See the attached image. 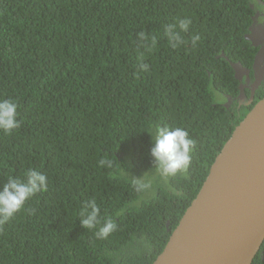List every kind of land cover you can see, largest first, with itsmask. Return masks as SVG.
Instances as JSON below:
<instances>
[{
  "label": "trees",
  "instance_id": "1",
  "mask_svg": "<svg viewBox=\"0 0 264 264\" xmlns=\"http://www.w3.org/2000/svg\"><path fill=\"white\" fill-rule=\"evenodd\" d=\"M141 1L61 0V16L33 30L28 48L4 66L11 78L7 97L17 100L22 123L13 133L0 132V183L13 170L9 157L14 144L40 159L58 160L53 162L54 172L48 173L49 183L53 180L48 191L25 203L15 215L16 225L13 218L0 225L3 239H15L19 264H111L107 253L129 237L145 239L151 250L126 264H151L198 192L214 157L251 108L225 109L215 103V91L237 93L233 69L229 77L204 83L200 90L207 89L198 102L193 106L184 99V112L166 122L186 128L195 141L187 172L171 179L168 187L157 189L138 209L125 211L117 219L119 231L109 239L98 240L92 231L83 229L78 212L85 200L95 197L94 178L102 156L110 155L130 175L139 176V169L150 167L131 163L124 154L140 155L142 144L150 140L145 133L149 130L143 126L154 123L147 119L155 107L141 94L156 76L154 52L138 50L134 40L140 31L156 35L160 20L143 16ZM45 3L39 0V5ZM164 4L176 8L175 17L192 19L199 42L217 36L218 45L246 58L249 66L253 64L257 49L244 37L245 8L239 0H164ZM238 41L246 43L241 56L235 50ZM14 43L20 44V37L0 35V52ZM141 52L147 71H138ZM3 79L0 85L6 84ZM256 95L264 96V82ZM99 171L107 193L98 203L103 212L115 213L134 194L123 177H113L105 168L99 167ZM57 196L58 200L45 209ZM26 216L31 220L26 222ZM168 216L171 221L167 227ZM6 256L2 249L0 258ZM251 264H264V241Z\"/></svg>",
  "mask_w": 264,
  "mask_h": 264
},
{
  "label": "clouds",
  "instance_id": "2",
  "mask_svg": "<svg viewBox=\"0 0 264 264\" xmlns=\"http://www.w3.org/2000/svg\"><path fill=\"white\" fill-rule=\"evenodd\" d=\"M239 1L245 8L242 23L243 33L252 37L254 35L250 30L252 25L264 31V0ZM139 7L144 17H157L160 20L156 35L140 31L136 33L134 40L138 50L150 51L153 49L154 52L156 76L141 91V94L148 99V103L155 107V113L147 119L154 123L143 126L149 130L145 133L149 135L150 140L142 144L140 155L136 158L134 152L124 154L127 155L131 163H147L152 168L150 171L135 176L130 175L125 170V166L114 161L110 155H104L98 160V172L94 178V184L97 187L94 193L95 197L85 200L78 212L80 226L92 231L98 240H107L119 231L117 219L125 211L138 209L141 204L152 198L157 189L168 187L171 179L187 172L191 164L195 141L190 137L186 128L166 124L184 112L186 109L182 108L184 99L190 100L194 106L207 89V87H203L200 90L204 83L229 77L232 69L235 77V63L237 62L246 69L245 73L240 72V79L235 77L237 93L215 91V103L222 104L225 109L233 106L239 108L241 105H251L252 107L260 98L256 93L264 82V79L260 80L258 87L254 90L253 100L247 102L251 92L250 84H253L256 79L252 63L249 66L246 58L230 54L225 48L218 45L216 43L217 36L210 37L205 43L199 42L201 37L191 27L192 19L187 16L175 17L176 8L166 7L164 0H142ZM61 14V0H46L44 6L39 5V0H25L21 3H17L16 0H0V35L14 34L21 39L20 44H11L0 52V59L3 61V65L0 62V78L4 76L2 83H6L0 85V96L4 97L0 98V132L13 133L21 127L22 123L18 118L19 104L17 100L7 97V88L11 78L7 77L4 72L6 62L19 55L21 50L28 48L33 30L58 19ZM255 15L257 16L254 19ZM36 16L37 18L34 20ZM262 36H264V32ZM259 37L260 35L254 40ZM165 40L167 42H164ZM245 45L246 43L243 41L236 43L235 50L240 56ZM257 45L259 46V44ZM262 46H264V41L258 49ZM250 52L248 51V54ZM139 60L138 71H147L148 65L142 62L143 52L140 53ZM181 66L184 67L183 70L180 69ZM253 77L254 81L252 82ZM240 86L242 87L241 92L239 91ZM116 106L119 108L121 103H116ZM222 111L219 109V112ZM135 116L136 114H134ZM53 162H58V160H54L52 157L40 159V156H35L16 144L13 145L9 157V164L13 170L8 172L0 183V225L12 218L16 225L15 215L24 207L25 203L38 193L48 191L49 184L53 182L52 180L49 183L48 177V173L54 172ZM99 167L110 170V175L113 177H123L134 194L132 200L112 214L103 212L101 204L98 203L105 199L107 193ZM57 200L58 196L49 200L44 208L49 209ZM30 220L31 218L26 216V222ZM170 221L171 216H168L167 227ZM2 249L6 251L7 256L0 258V264L20 263L17 261L19 252L14 237L3 239L0 236V251ZM150 250L151 246L145 239L129 237L119 248L108 252L107 256L111 264H121L122 261L126 264L127 261H138L147 256Z\"/></svg>",
  "mask_w": 264,
  "mask_h": 264
},
{
  "label": "water",
  "instance_id": "3",
  "mask_svg": "<svg viewBox=\"0 0 264 264\" xmlns=\"http://www.w3.org/2000/svg\"><path fill=\"white\" fill-rule=\"evenodd\" d=\"M258 29L250 26L253 40L260 35L257 44L264 41V31ZM263 61L264 46L252 66L256 79L247 102L264 79ZM235 70L237 79L246 72L239 62ZM228 213L234 231L220 233L218 226ZM258 238L264 239V96L234 126L152 264H250L260 249Z\"/></svg>",
  "mask_w": 264,
  "mask_h": 264
},
{
  "label": "bare ground",
  "instance_id": "4",
  "mask_svg": "<svg viewBox=\"0 0 264 264\" xmlns=\"http://www.w3.org/2000/svg\"><path fill=\"white\" fill-rule=\"evenodd\" d=\"M248 39H251V41L253 42L252 38H248ZM260 52V51H259ZM259 52H257L254 56V60H253V64L255 63V58L258 56ZM220 198V197H219ZM214 204H219L221 205V201L217 202V201H214ZM227 229V230H225ZM231 232L234 231V228H233V221H232V214L231 213H228L227 215L224 216L223 218V222L218 226V232L222 233V232H225L226 234H229ZM264 239L263 238H258L257 239V242L259 244L262 245ZM260 245V247H261ZM260 250V249H259ZM258 253V252H257ZM256 253V254H257ZM255 257V256H254ZM254 257L252 258V260L254 259ZM251 260V262H252ZM251 264V263H250Z\"/></svg>",
  "mask_w": 264,
  "mask_h": 264
},
{
  "label": "flooded vegetation",
  "instance_id": "5",
  "mask_svg": "<svg viewBox=\"0 0 264 264\" xmlns=\"http://www.w3.org/2000/svg\"><path fill=\"white\" fill-rule=\"evenodd\" d=\"M244 37H245V39H247L250 43H251V45L252 46H254V48H256L257 49V52H259L260 51V49H258V47H260L261 45H262V43H259V46L257 45V42H256V40H253V42L251 41V39H248L250 36H248V35H244ZM251 38V37H250ZM256 52V53H257ZM263 64H264V61H263ZM254 81V77L252 78V82ZM239 101H240V99H238Z\"/></svg>",
  "mask_w": 264,
  "mask_h": 264
},
{
  "label": "rangeland",
  "instance_id": "6",
  "mask_svg": "<svg viewBox=\"0 0 264 264\" xmlns=\"http://www.w3.org/2000/svg\"><path fill=\"white\" fill-rule=\"evenodd\" d=\"M125 161H126V163H128L127 159H126ZM151 168H152V167H150V168H144V167H143L142 169H140L139 173H140V174H143V173L146 172V171H150ZM208 170H209V169H208Z\"/></svg>",
  "mask_w": 264,
  "mask_h": 264
}]
</instances>
